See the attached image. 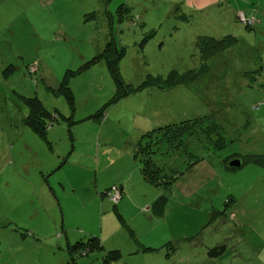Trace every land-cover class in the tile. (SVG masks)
I'll use <instances>...</instances> for the list:
<instances>
[{
    "label": "rangeland",
    "instance_id": "obj_1",
    "mask_svg": "<svg viewBox=\"0 0 264 264\" xmlns=\"http://www.w3.org/2000/svg\"><path fill=\"white\" fill-rule=\"evenodd\" d=\"M2 4L0 264H102L114 245L158 249L123 255L121 264H264V170L255 162L264 156V0ZM228 36L233 47L201 58L200 37ZM111 42L122 54V81L135 90L108 106L117 83L106 59H94ZM173 72L198 77L172 90L150 84ZM64 81L72 102L68 89L56 91ZM24 97H38L57 118L52 148L24 124ZM195 120L202 123L180 149L159 137L148 144V133ZM140 142L156 152L155 176L171 187L143 179ZM236 159L242 166L228 169ZM113 183L131 188L134 205L167 196L165 216L150 205L140 215L132 207L115 213L125 192L111 187L121 197L112 202L105 190ZM93 237L105 250H67ZM171 243L176 250L164 247ZM218 246L224 254L210 259Z\"/></svg>",
    "mask_w": 264,
    "mask_h": 264
},
{
    "label": "trees",
    "instance_id": "obj_2",
    "mask_svg": "<svg viewBox=\"0 0 264 264\" xmlns=\"http://www.w3.org/2000/svg\"><path fill=\"white\" fill-rule=\"evenodd\" d=\"M237 43V40L231 36H228L223 39H216L212 37H200L198 40V49L201 53V58L203 60H209L213 58L215 55L219 53H223L227 49L233 47ZM106 59L107 64L112 72V75L117 83L118 87V94L116 97L108 104L113 105L115 103L116 99L126 97L129 95V90H135L131 88V85L126 84L122 81L121 76L119 74V61L121 60L122 54L118 53L116 46L114 44L109 43L106 46V49L104 50V53L99 55L96 59L101 58ZM198 77V74L196 73H187L184 76H180L176 72L171 73V75L166 80L162 79H155L154 82H147L150 84H156L161 86H164L165 88L172 90L179 86L186 85L189 82L195 80ZM65 89H68V96L69 99L74 101L73 95L69 88L66 87L65 81L60 84L59 88L56 90L57 92H63L65 93ZM25 103L27 104L29 108V114L25 119V125L29 127L33 132H35L40 138H42L46 143L48 142V129L53 124V121H56L55 117H53L45 108L44 104L38 97H32V98H23ZM105 107V106H104ZM102 108L98 115L92 116L99 118L106 108ZM202 122L200 120L195 121H183L179 125H173V126H167L166 129L159 128L157 130H154L153 132L148 133L147 135H150L148 139L149 142H153L155 139L159 137V142H162L163 139L169 144L170 149L172 150H178L184 145V139L187 136H194V129H196L198 126H200ZM214 126V127H213ZM208 126L204 130V133L208 134L213 130H216V126ZM147 145L140 144L138 145L137 154L135 155V158L137 161H139L140 165H142L141 168V174L145 181L148 183L158 186L159 188L166 189L168 187H171L172 183H164L163 181H159L158 176H155V171L158 172L157 168H154L153 161L151 157L156 153L155 151L150 150ZM147 149V150H146ZM198 162H200L199 159H197ZM255 162L259 164L263 170H264V156L258 157L255 159ZM147 164V166H145ZM149 167V169L147 168ZM227 168L230 170H233L229 167V163L227 165ZM149 170V171H148ZM235 170V169H234ZM168 186V187H167ZM110 190H108L106 193H109ZM168 203V197L165 195H161L158 197L151 205L150 212L153 213L154 216L157 218H163L165 216L166 207ZM116 206V205H115ZM119 218L121 222H123V218L119 214ZM132 235V232H130ZM133 236V235H132ZM134 237V236H133ZM67 250L70 251V253H75L77 255L85 253L86 250L88 251L86 255H88L89 252H93L94 250L101 251L103 250V244L101 243L100 239L98 237L90 238L87 242L78 241L74 244H71L70 246L67 245ZM167 250L172 249L173 247L175 250V246L171 244H167L164 246ZM158 249H152V248H145L143 251H156ZM68 251V252H69ZM171 252H167V256H171ZM75 264V258L73 257ZM123 260V254L120 250H111L105 252L104 256L102 257V264H121V261Z\"/></svg>",
    "mask_w": 264,
    "mask_h": 264
},
{
    "label": "crops",
    "instance_id": "obj_3",
    "mask_svg": "<svg viewBox=\"0 0 264 264\" xmlns=\"http://www.w3.org/2000/svg\"><path fill=\"white\" fill-rule=\"evenodd\" d=\"M104 4H106V3H104ZM98 6H99V4H98ZM10 7V11L12 12V10H15L16 8L14 7V6H9ZM3 8V4H2V0H0V10ZM0 15H2L1 14V12H0ZM95 15V14H94ZM94 17H96V15L94 16ZM25 122V121H24ZM25 124V123H24ZM50 128V127H49ZM33 132V131H32ZM49 132V131H48ZM36 136H38L35 132H33ZM39 137V136H38ZM40 138V137H39ZM42 141H44L42 138H40ZM48 140H49V137H48ZM45 143H46V141H44ZM49 146H50V148H52V144L51 143H49ZM127 182L126 181H124L123 182V184H126ZM121 186L122 188H123V190H124V192H125V195H124V197H123V199L121 200V202H119V204H117V206H115L114 207V211H115V213L116 212H118V211H120V212H125V211H127L128 209H129V207H132L134 210H135V212L137 213V215H140V214H144L145 213V208H146V206H148V205H150L149 207H147L146 209H148V208H150L151 207V205H152V203H148V202H145L144 204H140V203H137V205H134L133 204V202H137V200H134V198L133 197H131V193H130V190H131V188H129V187H126V186H124V185H121V184H118V183H113V184H109V187L108 188H106V190H105V193L111 188V187H113V186ZM126 192H127V195H126ZM139 204V205H138ZM120 214V213H119ZM121 215V217L123 218V215L122 214H120ZM147 217H149V216H147ZM123 220H124V218H123ZM133 219H131V221H132ZM124 222H126L125 220L122 222V223H124ZM127 228H128V230H129V232H132V235L134 236V230L132 229V228H129L128 226H127ZM130 235H131V233H130ZM132 235H131V237H132ZM100 239V238H99ZM100 241H101V243L103 244V250H105V246H104V243L102 242V240L100 239ZM134 241H136V243L137 244H139V245H141L140 243H139V241H137L136 239H134ZM67 245H71L70 243H68ZM165 246V245H164ZM145 248H151V247H144L143 245H141L140 246V248L139 249H134V248H132L131 246H125V247H123V246H119V245H114L113 247H110V250L109 251H111V250H120L121 252H122V254L123 255H126V256H134V257H140V255H146V254H148V253H150L151 251H147V253L146 254H144L146 251H143ZM152 249H154V248H152ZM105 254V253H104ZM104 254H103V256H104ZM133 263H136V260H133L132 261ZM99 264V263H98ZM124 264H127V263H124Z\"/></svg>",
    "mask_w": 264,
    "mask_h": 264
},
{
    "label": "water",
    "instance_id": "obj_4",
    "mask_svg": "<svg viewBox=\"0 0 264 264\" xmlns=\"http://www.w3.org/2000/svg\"><path fill=\"white\" fill-rule=\"evenodd\" d=\"M241 166H242V162L239 159L232 160L229 163V167L232 169H237V168H240ZM225 249H226L225 246H218L216 248H213L209 251L208 257L210 259H217L224 254Z\"/></svg>",
    "mask_w": 264,
    "mask_h": 264
},
{
    "label": "built area",
    "instance_id": "obj_5",
    "mask_svg": "<svg viewBox=\"0 0 264 264\" xmlns=\"http://www.w3.org/2000/svg\"><path fill=\"white\" fill-rule=\"evenodd\" d=\"M117 196L120 197V195L118 194V192L115 190L112 193H109V198L112 202H117L116 200L118 199ZM121 198V197H120Z\"/></svg>",
    "mask_w": 264,
    "mask_h": 264
}]
</instances>
